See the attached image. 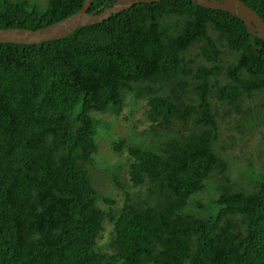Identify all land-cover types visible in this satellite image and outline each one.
I'll return each mask as SVG.
<instances>
[{"label": "trees", "instance_id": "obj_1", "mask_svg": "<svg viewBox=\"0 0 264 264\" xmlns=\"http://www.w3.org/2000/svg\"><path fill=\"white\" fill-rule=\"evenodd\" d=\"M84 1L48 0L42 11L0 0V28H43ZM242 1L264 20V0ZM197 44L206 63L193 68ZM221 47L236 56L226 67ZM263 90L264 40L191 0L136 4L58 40L0 44V264H264V171L249 159L251 187L233 181L218 123L245 116L243 99ZM126 104L145 106L150 124L112 142L132 156L130 184L112 171L126 190L116 209L115 198L100 205L92 168L98 130L112 123L99 115L116 119ZM207 185L218 187L208 205L194 199ZM105 221L112 252L98 248Z\"/></svg>", "mask_w": 264, "mask_h": 264}, {"label": "rangeland", "instance_id": "obj_2", "mask_svg": "<svg viewBox=\"0 0 264 264\" xmlns=\"http://www.w3.org/2000/svg\"><path fill=\"white\" fill-rule=\"evenodd\" d=\"M31 1L37 4L42 11L48 6V0ZM221 50L222 66L226 67L229 63L235 61L236 56L231 50L225 47H221ZM187 57L193 60V68L206 63L204 58L199 54L198 44L189 49ZM219 79L224 82L227 80V77L222 73ZM213 101L218 104L216 100ZM144 107L145 106L139 108L136 106L133 108L130 104H126L122 113L116 119L107 114L99 115L103 121L112 122L111 128L108 131L105 127L104 129L99 128L98 130L97 140L100 148L95 156L96 160L92 168V180H94V185L104 197L103 202L100 204L104 207L107 206L105 197L116 199V209L121 207L125 198L126 190L113 182L112 171L118 172V180L123 183L124 187L130 184L129 161L132 157L128 151L130 146H123L120 151H117L112 148V142L123 136L129 140L132 139V133L130 131L132 124L135 125L134 129L138 131L148 128L150 121L147 119V111ZM242 108L244 111H247L245 116H243L242 113L232 111L228 116H224L221 119L218 118V123L220 127L221 143L226 147L225 150L221 151V154L229 162L231 177L234 182H239L244 187L248 188L250 186L251 177L247 172V169L250 167L247 161L250 159L256 170L264 171V123L261 121L251 127L249 125V129L246 130L237 128L236 120H251L254 116H257V114L264 113V90L254 92L250 97H245L243 99ZM173 127H176V124H173ZM242 130L245 131L242 132ZM141 141V139H135V142ZM211 180L215 181L216 178L212 177ZM134 190L139 195L146 192L145 187L135 188ZM217 195V185H207L206 189L194 196V199L208 205L210 200L214 199ZM131 196L135 197V194L132 193ZM216 210L213 211L211 207L210 214H214ZM207 213H209V211H207ZM111 232L112 224L105 221L104 229L98 240V248L105 252L113 251L111 247Z\"/></svg>", "mask_w": 264, "mask_h": 264}, {"label": "water", "instance_id": "obj_3", "mask_svg": "<svg viewBox=\"0 0 264 264\" xmlns=\"http://www.w3.org/2000/svg\"><path fill=\"white\" fill-rule=\"evenodd\" d=\"M162 0H116L100 10L89 11L93 0H85L77 12L43 28L22 27L0 28V44H40L64 38L80 27L99 24L112 15L120 13L136 4L154 3ZM209 9L222 10L242 19L247 29L264 40V20L256 10L242 0H191Z\"/></svg>", "mask_w": 264, "mask_h": 264}]
</instances>
